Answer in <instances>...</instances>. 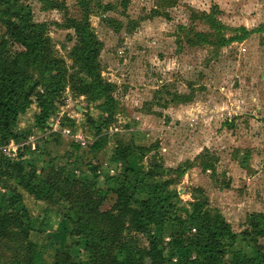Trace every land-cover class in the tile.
<instances>
[{"label": "rangeland", "instance_id": "374dc122", "mask_svg": "<svg viewBox=\"0 0 264 264\" xmlns=\"http://www.w3.org/2000/svg\"><path fill=\"white\" fill-rule=\"evenodd\" d=\"M11 1L31 7L34 22L46 27L53 57L68 70V85L57 100L46 135L36 127L34 111L21 121L23 132L39 137V147L47 153L37 151L27 158L39 162L40 168L48 165L49 158L67 165L75 140L93 135L88 118H102L72 91L70 81L77 70L74 50L80 44L70 26L88 20L102 43V77L117 87L114 96L120 103L115 124L103 131L110 138L109 149L88 160L101 164L121 141L152 147L146 160L149 168L162 164L186 170L182 177L165 176L176 182L171 193L177 195L178 205L190 209L203 198L196 193L202 189L210 210L221 213L238 235L236 248L255 257L264 239L243 240L253 232L251 216L264 214V0H235L229 10L250 18L234 22L222 21L225 13L211 7V0ZM244 26L256 33L246 41H234L243 36ZM0 38H9L1 23ZM17 50L11 47L7 53ZM63 126H69L68 138L55 132ZM3 156L9 159L0 150V161ZM26 156L28 151H20L16 161ZM10 184L14 188L16 181ZM18 192L23 200L16 211L33 224L34 231L27 239L13 229L0 239V264H24L31 242L45 249L49 264H54L58 252L88 264L86 239L73 238L68 221L56 233H38L44 220L57 224L70 214V204L39 202L21 189ZM12 197L0 188V204L7 211ZM170 236V229L162 235L166 241ZM121 244L148 246L144 236L130 232L124 233ZM186 256L187 252L168 251V264H178ZM230 263L228 256L225 264Z\"/></svg>", "mask_w": 264, "mask_h": 264}, {"label": "trees", "instance_id": "16d2710c", "mask_svg": "<svg viewBox=\"0 0 264 264\" xmlns=\"http://www.w3.org/2000/svg\"><path fill=\"white\" fill-rule=\"evenodd\" d=\"M19 3L0 0V6L4 7L0 10V23L9 37L0 38V146L3 147L20 144L28 136L18 130L19 119L33 105L40 110L36 126L46 135L51 129L49 122L57 113V100L68 85V70L53 57L46 27L34 22L31 7ZM70 28L80 41L73 54L77 70L70 78L72 91L93 105L102 118L100 121L88 118L93 143L83 147L75 142L65 166L57 164L54 158H49L45 168L29 160L27 157L42 151L40 147L36 152L29 149L28 156L18 162L1 158L0 188L11 192L13 197L8 211L0 204V239H6L13 229L27 239L34 231L33 224L16 211L23 200L18 192L21 189L39 202L62 200L70 204V214L57 224L44 220L38 233H56L68 221L72 237L86 239L88 264H168L167 252L173 250L187 252L178 264H225L228 256L230 264H264V247L255 257L236 248L238 235L221 213L210 210L202 189L196 193L203 198L190 209L178 205L177 195L171 193L176 182L165 176L168 173L182 177L186 170L164 168L162 164L149 168L146 160L154 152L152 147L140 146L133 140L118 142L110 160L118 165V171L105 177L104 186L100 187L101 164L91 162L88 156L102 151L111 142L103 131L115 124L120 111V103L114 96L117 87L102 77V43L93 34L89 21L74 22ZM242 33L234 41H245L250 35L246 30ZM11 47L19 50L8 55L7 49ZM41 153L47 155L46 151ZM12 180L16 181L14 188ZM249 227L253 232L247 234L244 242L253 236L264 239V214L251 216ZM168 229L170 241L162 237ZM125 232L144 236L148 246L121 247ZM46 257L45 249L31 242L24 264H49ZM54 264L82 263L68 252H58Z\"/></svg>", "mask_w": 264, "mask_h": 264}, {"label": "crops", "instance_id": "0c3cea01", "mask_svg": "<svg viewBox=\"0 0 264 264\" xmlns=\"http://www.w3.org/2000/svg\"><path fill=\"white\" fill-rule=\"evenodd\" d=\"M210 1V0H209ZM235 0H211L210 2H211V7H213V6H215V7H219V9H220V11L224 14V16H222V21H229V22H234V21H242V20H247L248 18H250V17H247V16H244L243 14H241V13H237V12H231L229 9H231L230 7H232V6H234L233 5V2H234ZM259 1V0H258ZM221 21V20H220ZM221 21V22H222ZM223 23V22H222ZM224 24V23H223ZM225 25V24H224ZM243 30H246L247 32H249L248 31V28H246L245 26H244V29ZM250 33V32H249ZM253 33H256V32H253ZM253 33H250V35H249V37L251 36V35H253ZM248 37V38H249ZM247 38V39H248ZM246 39V40H247ZM245 40V41H246ZM34 111V112H33ZM29 112H33L34 114H35V118H36V116L40 113V110H39V108H38V106L37 105H33L32 107H31V109L25 114V115H27ZM100 113V112H99ZM101 114V113H100ZM25 115H22L21 117H20V119H19V131L22 133L23 132V130H22V125H20L21 124V121H22V119H23V117L25 116ZM37 127V126H36ZM52 127V126H51ZM38 128V127H37ZM54 128L55 129H58L56 126H54ZM68 126L67 127H65V126H63V127H61L59 130H55V132H57V133H59V134H62V135H65L64 137H66V138H68L67 136H68ZM39 129V128H38ZM78 130V129H77ZM67 135V136H66ZM80 136V133L77 131V137H79ZM93 137V135L92 136H90L89 135V137L88 136H86L85 138H92ZM78 140H79V138H77V142H78ZM110 145V144H109ZM106 149H109L108 147H106L105 149H103L101 152H103L104 150H106ZM113 153H114V150H113ZM113 153L111 154V158H112V156H113ZM111 158H108V159H103V161H102V163H101V170H102V174H103V176H102V178H101V180H100V187H102V186H104V183H105V177H110V176H113V175H116V173H117V171H118V165L117 164H114V163H112L110 160H111ZM102 160V159H101ZM168 167V166H167ZM168 168H170V169H174V170H176V169H178V166L176 167V168H171V167H168Z\"/></svg>", "mask_w": 264, "mask_h": 264}, {"label": "built area", "instance_id": "2783aa9c", "mask_svg": "<svg viewBox=\"0 0 264 264\" xmlns=\"http://www.w3.org/2000/svg\"><path fill=\"white\" fill-rule=\"evenodd\" d=\"M94 137L86 138L85 140H75V142L79 143L81 146L86 147L93 143ZM39 147V137L34 134H29L20 144H10L5 147H0L1 152H4L9 156V159L12 161H16L18 157V152H26L29 149L33 152H36ZM14 152V153H13ZM11 154V155H9Z\"/></svg>", "mask_w": 264, "mask_h": 264}]
</instances>
